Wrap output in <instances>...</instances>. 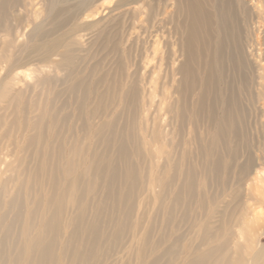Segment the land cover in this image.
<instances>
[{
    "label": "rangeland",
    "instance_id": "rangeland-1",
    "mask_svg": "<svg viewBox=\"0 0 264 264\" xmlns=\"http://www.w3.org/2000/svg\"><path fill=\"white\" fill-rule=\"evenodd\" d=\"M80 1L29 0L24 9L19 1L22 7L18 5L16 15L25 26L19 40L25 46L31 41L26 52L38 48L33 53L37 58L73 51L78 71L70 77L63 71L53 84L56 89L48 86L53 92L49 100L59 94L51 109L64 128L0 132V264L18 257L22 246L32 257L35 250L23 233L33 229L36 235L45 230L43 221L55 217L61 219L60 231L53 232L57 239L49 234L46 242H53L54 258L43 261L36 255V262L195 264L210 254L206 264H232V248L253 218L248 213H264V205L249 202L240 172L247 157L264 155V15L254 21L263 25H255L252 32L254 53L246 46V67L236 60L233 72L228 56L235 43L226 40L223 61L215 47L214 75L219 84L224 80L212 119L198 108L204 88L185 98L178 92L188 39L183 28L192 24L179 10L178 0H152L143 16L135 13L141 4L126 7L120 0H111L112 5L100 0L86 13L91 18L73 22L82 24L78 33H52L46 10L52 5L69 13ZM238 17L242 45L250 41L248 17L243 10ZM195 24L200 27L202 21ZM192 38L199 39L193 48L197 54L201 35ZM77 85L81 89L75 90ZM133 85L141 90L148 109L153 105L151 112L139 115L126 105ZM153 86L156 91L150 94ZM183 102L188 112L180 116L171 111L172 105L181 107ZM223 118L236 122L239 139L228 135L221 141ZM35 136L42 138L40 144L28 147ZM255 243L257 252L264 249V232Z\"/></svg>",
    "mask_w": 264,
    "mask_h": 264
},
{
    "label": "bare ground",
    "instance_id": "bare-ground-1",
    "mask_svg": "<svg viewBox=\"0 0 264 264\" xmlns=\"http://www.w3.org/2000/svg\"><path fill=\"white\" fill-rule=\"evenodd\" d=\"M19 1L0 0V132L4 129L7 131L18 130L21 132H43L48 129L59 130L64 128L65 123L59 124L57 117L59 114L54 113L53 108L51 109L57 92L54 93L55 98L49 100L50 97L53 96V92H49L48 86L53 87V84H57V81L60 79L58 76L60 73H63V71H66L69 77L74 72H77V60L75 59V55H73V51H68L62 55L59 53L57 55L38 54L37 58L33 57V53L38 52V48L36 51L33 49V53L31 51L29 53L26 52L27 46L31 41L25 46L21 44V40H19L21 37L20 30L22 29L23 31L25 27H23V18L21 19L16 15L18 5H20ZM28 1L29 0H23L22 9H24V5H28ZM99 1L100 0L80 1L81 3L69 13L65 9L63 10V8L58 9V7H53L51 5L46 10V16L48 20H50L51 26H53L51 32L60 34L65 30L63 33L66 34L69 33V31L74 34L78 33L79 27H81L82 24L74 26L73 22L83 23L81 18H85V16L91 18L92 16L89 14L86 15V13ZM151 1L152 0H120V3L126 2V7L141 4L139 5L140 7L136 8L135 13L138 16H143L142 14L145 11V7L148 6ZM249 1L250 3H248L247 0H178L179 10L184 11V13L187 14L185 18L192 23L187 28H183V34L187 32L188 39H186L184 43L185 60L179 68L182 80L178 86V92L185 98L191 95L195 90H202L204 88V93L200 98L198 108L203 112L206 111V115L212 119L215 118L219 109L218 91L220 90V84L224 80L222 78L219 84L220 78L218 79L216 75H214L212 61H214L215 47L218 48L220 54L219 58L223 61L226 59L229 47H227L226 40L235 43L233 52H230L228 56L235 74L237 72L236 60L237 65L240 62L243 67H246L247 45H249L248 53H254L252 48L254 41L251 40V37L253 30H255V25H263L261 22L254 24V21L258 19L259 15H264V0ZM113 3L112 1L108 2L109 5ZM100 8L101 7L98 6L95 9L99 10ZM241 10L247 13L248 22L245 23V28L250 32V41L247 40L242 45L239 41L242 38V28L239 27L240 20L238 17V13ZM57 20L59 23L55 25L54 21ZM141 20H143V18ZM197 20H199V22L202 21L200 27L195 24ZM134 27L135 25L130 27L128 33L134 30ZM143 29L145 33L148 32L150 35L148 28ZM199 34L201 35L202 48L195 54L193 48L196 43L199 42V39H193L192 37H197ZM130 35H132V33H130ZM256 39L260 40L258 36H256ZM58 44L59 42L57 45ZM24 47H26L25 51ZM156 55V50H154V62L157 61ZM207 56L210 57V62L206 60ZM257 56L259 59L262 58L261 54ZM56 57H58V60H56ZM262 60H264V57L260 62H262ZM156 63L155 69L159 66V62ZM198 71L200 73H198ZM202 71L204 72L201 74ZM241 78L245 83L247 82L245 76ZM33 80L34 83L29 82ZM230 82L234 84L235 79H232ZM53 88L56 89V86ZM78 89H81V87L77 85L75 90ZM152 91H156L154 86L151 87L150 94H154ZM212 93H215L213 101L211 99ZM143 96L144 95H142L137 85L131 86L130 90L126 93V105L133 106L134 110L138 112L139 115L143 114L146 110L151 112L150 107H153V105H150L148 109V102ZM48 100L50 101L49 103ZM187 104L183 102L181 107L175 104L172 105L170 109L172 112L174 110L177 115L180 114L181 116V111L188 112ZM78 111V108H76V112ZM31 114H36L37 116L30 120ZM106 114L105 112L102 117H106ZM23 116L25 118L24 121H22ZM47 118H50L48 123L46 122ZM104 124L105 123L102 125ZM95 125H98V123H95ZM134 126L135 125H133V127ZM228 135H233V139L240 138L237 132L236 122H233V119L226 118L219 124L218 136L221 141H226ZM41 140V137H33L29 140L28 147L39 145ZM208 144L211 145L212 141L208 142ZM253 157L254 156L251 158L247 157L248 159L240 168V172L243 178V185H248V195L251 196L249 202L254 199L256 204L264 205V155L258 154L254 158ZM40 182H43V179H41ZM248 215L253 216V218L251 223H245L247 224V228L244 230V233L241 234V242H236L234 248H232L235 253L232 264H264V249L257 252L255 248L256 236L258 233L264 232V213L263 210L259 209L256 213H248ZM60 225L61 219L55 217L51 220L43 221L45 230L36 235L32 234L33 229L26 230L22 236L23 240L35 250V253H32V257H30L31 252L28 253L22 246L17 252L19 256L11 258L9 264H42L43 262L35 261L36 255L43 261H47L48 259L53 260L54 244L52 242L50 245H46V242L49 240V234H52V239H57L53 232L59 233ZM6 237H10V231L7 232ZM223 249L224 247L221 246V250ZM210 256V254H207L194 263L206 264Z\"/></svg>",
    "mask_w": 264,
    "mask_h": 264
}]
</instances>
